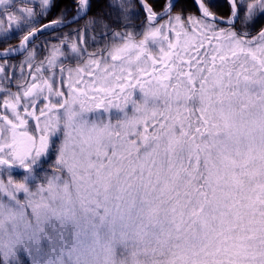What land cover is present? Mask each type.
<instances>
[{"label":"snow or ice","instance_id":"1","mask_svg":"<svg viewBox=\"0 0 264 264\" xmlns=\"http://www.w3.org/2000/svg\"><path fill=\"white\" fill-rule=\"evenodd\" d=\"M0 45V264H264V0H0Z\"/></svg>","mask_w":264,"mask_h":264},{"label":"flooded vegetation","instance_id":"2","mask_svg":"<svg viewBox=\"0 0 264 264\" xmlns=\"http://www.w3.org/2000/svg\"><path fill=\"white\" fill-rule=\"evenodd\" d=\"M48 19H51V17H48ZM44 22H46V21H44V20H41V21H40V23H44ZM37 26H39V25H37ZM44 35H45V36H47V35H51V33H45ZM42 38H43V37H41V39H42ZM12 43H18V40L13 39V40H12ZM4 46H5V45H0V49H2Z\"/></svg>","mask_w":264,"mask_h":264},{"label":"rangeland","instance_id":"3","mask_svg":"<svg viewBox=\"0 0 264 264\" xmlns=\"http://www.w3.org/2000/svg\"><path fill=\"white\" fill-rule=\"evenodd\" d=\"M21 174V172H13V175L15 176H19Z\"/></svg>","mask_w":264,"mask_h":264},{"label":"water","instance_id":"4","mask_svg":"<svg viewBox=\"0 0 264 264\" xmlns=\"http://www.w3.org/2000/svg\"><path fill=\"white\" fill-rule=\"evenodd\" d=\"M14 171H21V170H19V169H15Z\"/></svg>","mask_w":264,"mask_h":264}]
</instances>
